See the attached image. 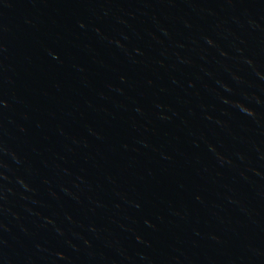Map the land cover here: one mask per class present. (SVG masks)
Instances as JSON below:
<instances>
[{"label": "water", "instance_id": "obj_1", "mask_svg": "<svg viewBox=\"0 0 264 264\" xmlns=\"http://www.w3.org/2000/svg\"><path fill=\"white\" fill-rule=\"evenodd\" d=\"M0 264H264V0H0Z\"/></svg>", "mask_w": 264, "mask_h": 264}]
</instances>
